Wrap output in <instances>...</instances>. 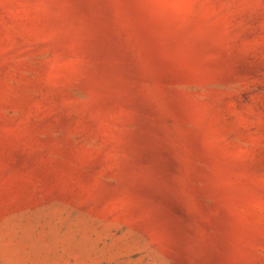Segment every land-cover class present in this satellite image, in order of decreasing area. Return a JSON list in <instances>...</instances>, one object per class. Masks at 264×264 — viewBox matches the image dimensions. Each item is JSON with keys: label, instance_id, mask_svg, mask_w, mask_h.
Wrapping results in <instances>:
<instances>
[{"label": "rangeland", "instance_id": "1", "mask_svg": "<svg viewBox=\"0 0 264 264\" xmlns=\"http://www.w3.org/2000/svg\"><path fill=\"white\" fill-rule=\"evenodd\" d=\"M0 264H264V0H0Z\"/></svg>", "mask_w": 264, "mask_h": 264}]
</instances>
